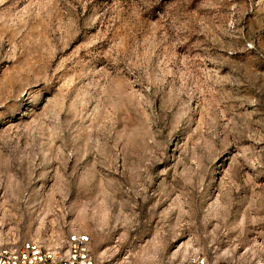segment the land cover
<instances>
[{
    "label": "rangeland",
    "instance_id": "1",
    "mask_svg": "<svg viewBox=\"0 0 264 264\" xmlns=\"http://www.w3.org/2000/svg\"><path fill=\"white\" fill-rule=\"evenodd\" d=\"M124 264H264V0H2L0 236Z\"/></svg>",
    "mask_w": 264,
    "mask_h": 264
},
{
    "label": "built area",
    "instance_id": "2",
    "mask_svg": "<svg viewBox=\"0 0 264 264\" xmlns=\"http://www.w3.org/2000/svg\"><path fill=\"white\" fill-rule=\"evenodd\" d=\"M0 264H124L106 254H97L90 237L80 232L51 231L44 237L0 236ZM169 264H249L239 260H217L203 252H190ZM263 264V263H256Z\"/></svg>",
    "mask_w": 264,
    "mask_h": 264
},
{
    "label": "snow or ice",
    "instance_id": "3",
    "mask_svg": "<svg viewBox=\"0 0 264 264\" xmlns=\"http://www.w3.org/2000/svg\"><path fill=\"white\" fill-rule=\"evenodd\" d=\"M0 2H2V0H0Z\"/></svg>",
    "mask_w": 264,
    "mask_h": 264
}]
</instances>
